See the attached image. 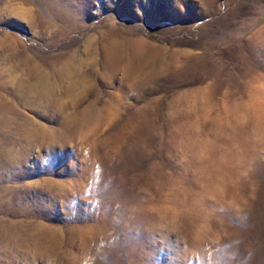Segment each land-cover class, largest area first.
Wrapping results in <instances>:
<instances>
[{
    "label": "rangeland",
    "instance_id": "374dc122",
    "mask_svg": "<svg viewBox=\"0 0 264 264\" xmlns=\"http://www.w3.org/2000/svg\"><path fill=\"white\" fill-rule=\"evenodd\" d=\"M258 112L264 0H0V264H264Z\"/></svg>",
    "mask_w": 264,
    "mask_h": 264
},
{
    "label": "bare ground",
    "instance_id": "6f19581e",
    "mask_svg": "<svg viewBox=\"0 0 264 264\" xmlns=\"http://www.w3.org/2000/svg\"><path fill=\"white\" fill-rule=\"evenodd\" d=\"M109 46H112V45H109ZM118 57H119V51H117L116 48L115 49L112 48V49H109V50H106L103 52V58H104L103 61L105 62L106 65H111L116 59H118ZM260 110H262V109L260 108ZM257 115L258 116H260V115L264 116V113L258 112Z\"/></svg>",
    "mask_w": 264,
    "mask_h": 264
}]
</instances>
